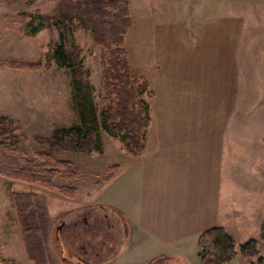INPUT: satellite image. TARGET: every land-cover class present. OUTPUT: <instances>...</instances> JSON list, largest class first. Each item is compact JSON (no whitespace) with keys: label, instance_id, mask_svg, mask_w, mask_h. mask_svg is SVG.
<instances>
[{"label":"rangeland","instance_id":"1","mask_svg":"<svg viewBox=\"0 0 264 264\" xmlns=\"http://www.w3.org/2000/svg\"><path fill=\"white\" fill-rule=\"evenodd\" d=\"M60 1L0 0V116L14 121L21 148L35 162L36 152L46 149L37 138H47L54 128L71 127L79 119L68 70L52 67L28 72L6 65L45 57L49 45L59 42V33L48 27L35 37H26L12 21L19 14L31 18L37 13L53 16ZM128 1L133 23L125 43L131 66L157 94L148 99L154 120L151 129L154 126L153 131L164 132L195 127L252 132L246 136L257 133L258 139L248 140L256 143L253 150L264 157V0ZM71 37L82 49L87 81L93 88L103 152L54 153L58 160L71 161L80 170L81 176L74 181L57 179L58 185L78 188L75 200L39 186L0 178L1 261L34 264L27 259L11 205L15 193H36L48 207L52 240L49 254L55 264H80L82 257L88 263L107 261L126 242L124 220L110 221L107 211L94 202L101 195L103 199L109 195L100 190L109 167L120 165L123 171L133 166L128 172H119L125 173L116 184L119 186L132 178L139 160L130 157L120 140L102 127L101 50L88 32L75 31L69 44ZM96 218L100 228L94 227ZM109 223L116 227L109 228ZM251 235L246 239L257 236ZM260 256H264V248ZM161 264L182 263L169 260Z\"/></svg>","mask_w":264,"mask_h":264},{"label":"trees","instance_id":"2","mask_svg":"<svg viewBox=\"0 0 264 264\" xmlns=\"http://www.w3.org/2000/svg\"><path fill=\"white\" fill-rule=\"evenodd\" d=\"M17 1V0H11ZM19 14L13 18L21 35L35 37L42 30L53 27L60 35L56 44L49 45L48 54L36 62L7 63L13 70L39 72L52 67L66 69L71 75L73 104L79 123L68 128H54L51 136L37 138L46 145L36 152L38 162L30 159L20 146V136L14 121L0 116V178L39 186L57 192L69 200L78 196L74 185H58L62 177L76 180L80 170L68 160L55 158L56 151L74 153L103 152L100 119L87 81L88 72L82 59V49L69 37L83 30L92 35L93 43L101 50L103 65L101 87L104 90L103 109L100 114L103 129L122 143L132 158L145 152L147 134L152 125V109L148 99L156 97L149 82L136 74L131 66L125 43L132 28L131 8L128 0H61L53 16ZM120 165L108 168L103 183L111 182L121 171ZM11 205L16 213L27 259L34 264H55L49 254L52 246L48 207L36 193H15ZM264 242V224L259 239L238 244L223 227L204 232L199 238V256L202 264H227L238 256L246 260L259 257L260 243ZM0 264H18L1 261Z\"/></svg>","mask_w":264,"mask_h":264},{"label":"crops","instance_id":"3","mask_svg":"<svg viewBox=\"0 0 264 264\" xmlns=\"http://www.w3.org/2000/svg\"><path fill=\"white\" fill-rule=\"evenodd\" d=\"M150 129L132 178L116 186L125 174L120 173L131 170L130 165L100 187L103 195H109L94 202L107 211L110 221L124 220L125 244L107 261L81 264H161L169 260L202 264L199 238L215 227H223L238 244L248 241V234L256 233L253 238L259 239L264 224V157L254 151L256 143L248 140L258 139L257 133L246 136L252 132L195 127L164 132L153 131L154 126ZM263 248L261 242L260 252ZM227 264L260 263L258 257L238 256Z\"/></svg>","mask_w":264,"mask_h":264},{"label":"flooded vegetation","instance_id":"4","mask_svg":"<svg viewBox=\"0 0 264 264\" xmlns=\"http://www.w3.org/2000/svg\"><path fill=\"white\" fill-rule=\"evenodd\" d=\"M85 222L87 221V218H85L84 220ZM94 227L95 228H100V221H98V219L96 218L95 221H94ZM85 254H87V251L84 252ZM81 263H87V259H85L84 257L81 258V261H80V264Z\"/></svg>","mask_w":264,"mask_h":264}]
</instances>
